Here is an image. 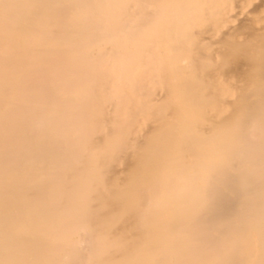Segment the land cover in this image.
Returning <instances> with one entry per match:
<instances>
[{
	"label": "bare ground",
	"instance_id": "obj_1",
	"mask_svg": "<svg viewBox=\"0 0 264 264\" xmlns=\"http://www.w3.org/2000/svg\"><path fill=\"white\" fill-rule=\"evenodd\" d=\"M184 1L186 3V0ZM203 2L205 3V1ZM45 4L46 0H0V264H264V26L261 29L256 28L264 19L256 16V14L259 15V10L251 13L239 28L230 33L227 32L226 36L223 35L225 38L221 40L222 42L225 39L223 41L225 44H234L232 47L226 45L227 48H235V52L243 54L245 62L247 60L245 64L247 69L241 71L244 84L238 85L242 93L239 97L236 95L238 98L233 103L235 111L233 115L230 114L232 118L225 120L221 127L217 121L218 124H216L219 126L213 132L212 138L209 135L212 130L209 133L206 132L209 137L201 139V147H199L201 155L198 154L199 157L195 158L188 168L186 167L188 170L185 169V171L188 172L186 171L185 175L178 174L173 177L175 174L169 172L173 178L162 176L163 178L157 180L160 177H156L152 188L148 182L150 188L145 191L143 189V192H139L140 194L138 193L136 198L133 220L127 222L126 225L123 224L124 227L122 226V231L117 233V236L114 233L113 236H110L112 232L110 233V230V234L107 232L108 217H102L103 220L99 219V209L93 210V205L89 202L90 199L86 197L88 195L83 194L91 191L88 190L90 188L84 187V183L86 184L87 181L84 179L85 176L81 175L82 172L80 174L77 170L74 172L76 168L72 165L73 162L75 165L74 159L66 158V160L64 159L66 155L61 159L52 157L50 161L46 158L53 150V153L57 151L53 147H59L61 143L71 144L70 147L68 146L69 150L67 149L69 154L76 153L77 148L73 147L76 141L88 143L93 128L86 126H97L94 120L95 117L101 118L103 115L99 109L101 104L99 101L97 102L98 99L94 96V90H91L90 86L88 87L92 92L88 90L83 94H72L71 83L75 82V79L80 75L82 80L94 82L104 81L111 76L124 75L129 67L132 72L131 68H134L132 64L136 65L133 63V58L125 60L122 54L119 57L115 55L113 58L103 53L101 51L103 47H100L101 45L106 47L111 45L110 49H120L121 42L129 39L126 37L127 35L129 37L132 31L125 33V30L119 28L117 31L105 30L104 26L93 21V24L96 23L95 25L100 26L98 31L91 28L84 29L82 32L84 38H81L82 41L78 45L76 39L78 15L49 13L45 11ZM179 4L181 3L179 2ZM188 4L187 6L190 5ZM213 5L210 7L212 8ZM208 7L205 9L207 12L210 10ZM240 7L243 6L240 5ZM82 9L85 10L86 7L83 6ZM97 9L100 7L97 6L95 10ZM170 9L172 10V8ZM203 9L200 10L204 11ZM230 9L232 10V8ZM233 9L235 8L233 7ZM180 10V7L176 9L178 15H180ZM177 12H175L176 15ZM184 12L182 13L184 14ZM199 12L196 11V14ZM229 12L225 17L222 16V12L221 16L226 20L232 19L233 13L229 14ZM208 13L213 15V12ZM176 15L174 16L173 13V17ZM197 17L199 18L200 15L197 14ZM206 17L200 18L203 19L204 25ZM218 22L221 23V20ZM207 23L210 24L208 21ZM133 33L135 35V32ZM134 35L132 37H135ZM242 36L247 37L243 39ZM139 38L134 39L137 42L140 41ZM154 38L152 40L156 41V36ZM195 39L197 40V38ZM177 40L182 39L177 38ZM179 42L181 41H177V43ZM214 45H216L215 42ZM157 47L159 49V46ZM158 49H155L153 53H156ZM172 49L173 47H171V51H168L172 52ZM126 50H128L127 46ZM165 50H163L164 53H166ZM92 51H96L97 55L96 53V56L91 55ZM194 51L197 56V50L194 49ZM170 52L168 53L170 54ZM231 53L234 54L233 51ZM173 55L175 54H172V58H175ZM191 55L193 54L191 53ZM196 56H191V58L195 60ZM78 57L81 59L80 63L76 62ZM170 58L168 57V59ZM183 58L185 59V57ZM110 59L113 64L110 63ZM186 59L183 65L186 63ZM164 60L166 61V58ZM137 61L135 62L137 63ZM170 61L172 62V59L169 60V63ZM159 62L157 61V65ZM154 63L152 64L154 65ZM169 63L167 64L170 66ZM146 64L141 62L133 70L138 68L139 72L143 65L146 67ZM242 64L244 63L242 62ZM157 65L155 64V66ZM190 65L192 66V64ZM191 66V69L194 68ZM187 69L189 67L185 71ZM129 70L128 72H130ZM190 73L192 72L190 71ZM230 73L233 74V72ZM183 75H185L184 72ZM183 75L180 76L183 77ZM197 76L201 77L199 74ZM191 79L193 80L194 77ZM193 82L196 81L193 80ZM94 85L98 89L101 88L97 84ZM195 86H197L196 83ZM202 90L204 89L202 88ZM101 100H103L102 97ZM115 100L118 109H123L120 105L122 102ZM128 102L131 105L130 101ZM209 103L211 104V101ZM230 103L228 102V104ZM226 106L224 109L227 108ZM191 111L193 112V110ZM181 114L183 113H179L178 117L184 124ZM212 114L210 115L212 116ZM217 115L219 116V114ZM196 117L193 116V118ZM212 121L215 122L213 119ZM212 123L210 124L214 126L215 123ZM216 124L215 126H217ZM191 126L192 124L189 128L182 126L186 129H184L186 133L182 132L184 135L188 134L186 138L192 141L196 129L192 130ZM156 129L158 130V128ZM169 129L165 130L169 131ZM202 132L205 133L203 130ZM173 133L176 132L173 131ZM197 133L195 132V134ZM149 135L151 136V134ZM106 144L108 145V142L104 145ZM197 144L199 143L197 142ZM193 148L196 149V147ZM78 152L77 154H79ZM74 157L75 155L72 158ZM97 158L99 157L97 156ZM65 161L67 162L65 163ZM179 171L181 172V170ZM59 173L66 174L68 178H63ZM93 173H90L91 176ZM99 173L102 175L101 172ZM52 174L57 181L54 182L50 178V182L55 184L48 183L50 188L46 190L47 180L49 176L53 177ZM129 174L131 173L129 172ZM85 178L87 180L90 177ZM96 178L95 176L93 180ZM63 179L68 180L65 182ZM130 179L134 178L130 177ZM58 181L62 183L61 186H58ZM70 182L74 188L69 186ZM64 184L70 188H66ZM141 186L142 188L147 187H143V184ZM81 187L87 190L82 192ZM122 189L123 187L118 190ZM90 190L97 193V190L92 188ZM98 191L97 194H101L100 190ZM118 197L116 200L121 198ZM114 200L113 198V203ZM124 200L122 199L119 203L123 204ZM116 203L119 204L118 201ZM105 219L107 223H105ZM125 235L130 237L126 239Z\"/></svg>",
	"mask_w": 264,
	"mask_h": 264
},
{
	"label": "rangeland",
	"instance_id": "obj_2",
	"mask_svg": "<svg viewBox=\"0 0 264 264\" xmlns=\"http://www.w3.org/2000/svg\"><path fill=\"white\" fill-rule=\"evenodd\" d=\"M183 1L184 0H182V1L179 0L178 2H177V0H171V1L170 0H110V2H109V0H52L51 2H49L48 0H46V4L44 5L45 11L49 12V13H62L64 15H69V16L76 15V14L78 15V17H77L78 22L76 24V29H77V31H76V37L77 38L76 39L78 41L77 42L78 45L82 41L81 38H84V37H82V35H83L82 32L86 28H91L96 32L98 31V28L100 26H104L105 30L106 29H108V30L113 29V30L117 31L120 29V30H125L126 31L125 33L132 31L129 34V37H128V35L126 37L129 39H127L125 42L123 40V43L121 42V46L119 47L120 49H113V48L110 49L111 45L110 46L107 45V47L101 45L100 47L101 48L103 47L101 51H103V53L109 55L110 57L111 56L113 57L115 55L117 57H119L120 54H122L125 57V60L126 59L130 60L133 58L132 59L133 63L136 64L135 66H138L139 63L141 64V62H142V64H145V63L148 64V65L147 64L145 65L146 67H143L144 66L143 65L142 69L139 72H138V70H139L138 68H137L138 70L137 69L133 70L135 68V66L132 64V66L134 67V68H131L132 72L129 70V68H130L129 67L128 70L130 72H128V70H126L124 75L111 76V77H108L104 81H94V82L84 81V80H82L83 78L80 77L81 75L78 76V78L75 79L76 81L71 83V90L73 92L72 94H83V93H85V91L94 90L93 94L95 97H97L96 98V99H98L97 102L99 101L101 104V105L99 104L100 105L99 109H101L103 115H101L102 116L101 118L95 117L94 122L97 126H86V127L93 128V130H92L93 132L91 131V135L88 138L89 141L87 140L89 144L86 142L81 143L80 141L79 142L76 141V143H75L76 146L73 144L74 145L73 147L77 148L76 151L74 150L76 153L75 154H73V153L69 154L70 152L68 151L69 150L68 146L70 147L71 144L70 145L65 144V142L63 141L64 143H61L60 144L61 146L56 147V148H55V146L53 147L55 150L57 149V151L54 152L55 154L53 153V151H54L53 150L51 153L52 155L48 154V158H46V159H49V161H50V159L52 157L61 159V157H64L66 155V157H64V159L69 158V159H74V161H75V165H74V162L72 163L74 168L76 167L74 169V172L78 171L79 174L82 172L81 173L82 176H85L87 178L90 177L88 179H92V180L88 181V179L86 180V178L84 177L85 181H87L86 184L84 183V187H87V189L92 188L93 190H95V188H97L96 189L97 193H99L98 190H100L101 194L98 195L97 193L93 192L90 189H88L89 192L91 191L90 193H88V192L85 193L84 191H86L87 189L85 190L84 187H81V190H83L82 192H84L83 193L84 195H86V194L88 195L86 197H88L90 199L89 202L92 203L93 210L94 209L97 210V208L99 209L98 210V211H100V213L98 212L99 219L100 218L102 219V217L103 218L108 217L107 218V219H109L108 223H107L106 219H105L106 221L105 220L104 221H105V223H107V232L109 233V230H110V233L112 232V234L109 233L110 236H113V233L116 234L115 236H117V233L119 234V232L122 231L123 224L126 225L129 223L130 220H133V217H134L133 215H135L134 209L136 206L137 196L141 192H143L142 191L143 189L145 191V189L148 190L150 187L152 188L154 181H156L155 179H157L156 177H158V178L160 177L159 179H157V180H160L161 178H163L162 176H165V177L171 176L172 174H170V173L175 174V175H173V177H175L178 174H182V175L186 174L185 172L188 170L187 169L188 166H190V164L192 163V161L195 160V158L199 157L198 154L201 155V153L199 151L200 150L199 147H201V139L205 138V137L207 139L209 137L207 133H209L210 130H212V132H210L209 135H210V138H212L211 136L213 135V132L215 131V129H218L217 127L219 125L221 127L222 123L224 125L225 120L232 118V116L230 114L233 115V113L235 111V108H234L235 105H233V103L236 101V99L242 93L239 90L238 85L241 86L244 84V82H242L243 76L241 75V71H243L244 69H247L245 66L247 60L245 62V56H243V54H241V53L235 52V50H234L235 48L230 49V47H232V45H234V44L230 43L231 45H229V43H226L227 45L230 46L229 48H227V45L225 44V42H223V41H225V39L222 42H221V40L223 38H225L224 36H226L225 34H227V32L230 33L231 31H234L237 28H239L243 24V22L246 21L245 19L249 18L251 13L253 14V12L256 10H259V11L261 10V12L258 11L259 15L256 14V16L257 17L259 16L260 18L264 19V0H247V1L243 0V2H241L242 0H212V1L211 0H186V3H185V1L184 2ZM202 1H205L206 4L204 2L202 3ZM238 1L240 2V4H238L239 3ZM179 2L181 4H179ZM200 2H201V4H200ZM213 3H214V5H213ZM187 4L190 7L187 6ZM210 4L213 5L212 8L210 7V6H212ZM178 5H180V6H178ZM201 5H203L200 8L201 10L206 6L203 9L205 11V13H204V11H201L200 9H198ZM240 5L243 7H240ZM83 6L86 7L85 10L82 9ZM97 6L100 7V9L95 10V8ZM175 6H176V8H175ZM177 6H178V8L180 7V9H181L179 11L180 12L179 14L181 16L178 15V12H177L178 10L176 11V9H178ZM169 7L172 8V10ZM207 7H208V9H210V10H208V12H213V15H211L210 13L207 12V10H205V9H207ZM233 7L235 9H233ZM185 8L188 10L185 11L184 10ZM230 8H232V10ZM183 10L186 12L187 15L185 14V12ZM230 10L232 11L231 13H233L231 15V17H232V19L233 18L234 19L232 20L229 18V19H227L228 20L227 21L224 17L226 14H228V12ZM196 11L197 12L200 11L199 13H197L198 15H200L199 18L197 17ZM224 11H226V12L224 13ZM175 12H177V15L175 14ZM182 12H184L185 16ZM173 13H174V16L176 15V17H173ZM221 13H222V16H224V17L221 16ZM231 13L229 12V14H231ZM217 15H218V17H217ZM236 15H237V17H236ZM178 16H180L179 19H178ZM201 17L202 18L206 17L205 25L203 23V19L202 20L200 19ZM228 17H230V16L228 15ZM198 19H200V20H198ZM259 19H258V21H259ZM219 20H221V23L218 22ZM93 21L96 23H100L101 25L97 26V25H95L96 23L93 24ZM106 21H107V24H106ZM207 21L210 22L209 25H208V23L206 24ZM260 21H261V19H260ZM200 23H202V24H200ZM225 23H226V25H225ZM90 24H91V26H90ZM121 24H122V26H121ZM259 25H260V27H259ZM259 25L256 26L257 29L263 28L262 26H264V20H263V22L261 21L259 23ZM162 30H164L166 32H164V31L162 32ZM133 32H135V35ZM132 33L135 37H132L133 36ZM165 33H167V34L165 35ZM95 34H97V33H95ZM153 34H154V36H156V41L152 40V39H155ZM130 35H132V36H130ZM138 35L140 36V38ZM96 36H98V35H96ZM160 36L162 37V39ZM166 36H168V37H166ZM136 37L139 38L140 41L136 42V40H135ZM215 37H217V38H215ZM242 37H243V39H245L247 36L246 37L242 36ZM94 38H96V37H94ZM174 38H175V40L173 41ZM177 38L182 39V40H177ZM195 38H197V40ZM203 38L205 40H201ZM216 39H219V40H216ZM166 41H168V42H166ZM169 41H171V42H169ZM177 41H181V42L177 43ZM200 41H202L201 44H199ZM214 42L216 43V45H214ZM132 43H134V44H132ZM160 43L162 44L161 46H160ZM186 43L188 44L187 46L185 45ZM122 44H124V45H122ZM130 45H131V48H130ZM133 45H134V47H133ZM126 46H127L128 50H126ZM157 46H159V49L161 47L162 50L161 49L159 50ZM162 46L167 51L168 50L171 51V47H173V49H175V51L176 50L177 51L175 52L172 49V52L168 51V52H170V54H169L165 50L166 53H164V51H163L164 49ZM193 47H195L194 49L197 50V54H198L197 56L195 55L196 51H194V49H192ZM215 48H218L219 50L215 49ZM152 49H154V50H152ZM155 49H158V50H156L157 51L156 53H153L155 51ZM119 50H120V52H119ZM179 50L182 52L180 53ZM214 50H216V51L218 50V51L216 52ZM220 50H222L221 53H223V54L220 53ZM232 51L234 52V54L231 53ZM211 52H213V53H211ZM95 53L97 55L96 51L95 52L92 51L91 55L96 56ZM171 53L175 54V55H173V57H175L176 60L173 61V59H175V58H172ZM191 53L193 55H191ZM140 54H141V56L143 55V57H141ZM178 54H181L182 57H181V55H178ZM170 56H171V58H170ZM186 56H187V59H186ZM188 56H190V57H188ZM191 56L192 57L196 56V58H195L196 61L193 58H191ZM137 57H138V59H139V57H141L139 59V61H137L138 59L136 60ZM168 57L170 59H168ZM183 57H185V59H186V63L184 65H183V63L185 62V59ZM134 58H135V60H134ZM165 58H166L167 62L164 60ZM182 58H183V61H182ZM171 59H172V62L170 61V63H169V60H171ZM189 59H190V62H188ZM240 59H243V60H240ZM80 60H81L80 57H78L76 62L77 61L79 62ZM140 60H142V61L140 62ZM178 60H179V62H178ZM204 60H205V62H204ZM110 61H111L110 63L113 62L111 59H110ZM135 61H137V63L138 62L139 63L137 64ZM157 61H160L158 63L159 65H157ZM215 61H217V62H215ZM242 62L244 64H242ZM152 63H154V65ZM167 63H169L170 66ZM187 63L189 65L192 64V66H194V68L191 69L190 68L191 65L190 66L186 65ZM197 63L199 66L197 65ZM212 63H215V64L213 65ZM155 64L157 66H155ZM111 65H110V67H111ZM185 65H186V67H184ZM249 65H250V63H249ZM187 66L189 67V69H187V71H189V72L185 71L186 68H188ZM213 66H215V67H213ZM156 67H158V68H156ZM180 67L181 68L183 67L182 68L183 70ZM140 68H141V66H140ZM240 68H243V69H240ZM177 69L178 70L180 69V70L178 71ZM219 69H220V71H219ZM190 71L192 73H190ZM146 72H148V73H146ZM183 72L185 75H183ZM197 72L199 75H201V77L197 76L198 75ZM230 72H233V74ZM139 73H140V75H139ZM219 73H221V74H219ZM180 75L181 76L183 75V77L186 76L187 78L186 77L183 78ZM203 76H204V79H203ZM192 77H194L193 80L196 82H193V80L191 79ZM219 77H220V79H219ZM173 78H177V79H173ZM240 78H242V79H240ZM78 79H80V80L78 81ZM218 79H219L220 83L217 82ZM235 81H240V82H238L239 83L238 84ZM192 82H193V84H192ZM195 83L197 84V86H195ZM94 84H97L98 87H101V88H99V89L96 88L97 86ZM99 85H101V86H99ZM192 85H193V87H192ZM88 86H90L92 89L90 90V88ZM198 87H200V88L202 87L204 90H202V88L200 89ZM237 90H239L240 92ZM96 92L99 96L96 94ZM232 93H234V95H232ZM101 97L103 100H101ZM211 97H212V99H211ZM206 98H207V100H206ZM115 99H117V102H119V101L122 102V104H120V103L119 104L122 105L123 109H118L119 107L116 106V100ZM128 101H130L131 105L129 104ZM210 101H211V104L209 103ZM112 102H114V103H112ZM228 102L229 103L231 102L232 104L231 103L228 104ZM223 103H224V105L222 106ZM123 104H125V105H123ZM212 105H214V106H212ZM229 105H230V107H229ZM124 106L126 107V109ZM225 106L227 107V108H225L227 110L224 109ZM187 107H189L190 109H188ZM187 110L189 113L186 112ZM191 110H193V112ZM117 112H119V113H117ZM123 112H125V113H123ZM208 112H209V114H208ZM179 113H183V114L185 113L184 115L183 114L180 115L182 117V120H184L183 121L184 124L180 120L181 118L178 117ZM210 114H212V116ZM217 114H219V116ZM200 115H201V117H200ZM193 116L194 117L197 116V117L193 118ZM225 116H228V117H225ZM216 117H217V119H216ZM221 117H222V119L223 118L224 119L223 120L220 119ZM212 119L215 122H213ZM206 121H208V122H206ZM217 121L219 122V125H217L218 124ZM212 122L215 124L217 123L216 124L217 126H215V124H214L215 127L213 125H211L210 123H212ZM190 124H192V126L190 127L192 130L196 129L195 130L196 133L198 131L197 134H195V132H194L195 136H193L194 138H192L193 142L191 140H189V138H186V137H188V134H185L186 136L184 135V133H186V131H184L185 128L182 127V126H187L189 128ZM193 125H195V126L193 127ZM209 126H211V127L209 130H207V128H209ZM65 127H67V126H65ZM155 127L158 128V130ZM160 127L163 129H161ZM165 127H167V128H165ZM180 127H181V129H180ZM176 128H177V130H176ZM201 128H203V129H201ZM165 129H167V130L169 129V131L171 133ZM150 130H151V132H150ZM202 130L205 133H203ZM160 131H162V132L159 133ZM173 131H175L176 133L174 134ZM182 131H184V133ZM149 134H151V136ZM181 134H183V135H181ZM205 134H207V135H205ZM167 135H170V136H167ZM170 138H173V139L176 138V139L173 140ZM106 139H108L106 141V142H108V145L107 144L104 145L106 143L105 142ZM199 140H200V142H199ZM111 141L113 142V144H111L112 143ZM158 142H159V144H158ZM197 142L200 145L197 144ZM151 143H152V145H151ZM109 144H110V146H109ZM89 145H90V147H89ZM174 145H176V146H174ZM65 146H66V148H65ZM86 147H88V148H86ZM105 147H107V148H105ZM193 147H196V149ZM111 148H113V149H111ZM197 150H198V152H197ZM65 151H66V154H65ZM190 151H191V153H189ZM58 152H60L61 154ZM77 152L79 154H77ZM80 153H82V154H80ZM108 153H109V155H108ZM150 153H152V154H150ZM167 153H168V156H167ZM105 154H106V156H104ZM133 154H135V155H133ZM69 155H72V156H69ZM73 155H75L76 158L75 157L72 158ZM162 155H164V156H162ZM186 155H188V156H186ZM97 156L99 158H97ZM103 156H104V158H103ZM135 156H137V157H135ZM88 159H90V160H88ZM188 159H190L191 161ZM94 161H95V163H94ZM66 162L67 161H65V163ZM69 165H71V164H69ZM88 165H89V167H88ZM95 165H96V167H95ZM139 165L141 166V169H140ZM160 165H162L164 167L162 168V166H160ZM158 167H159V169H158ZM182 168H183V170H182ZM185 169H187V170L185 171ZM158 170H160V171H158ZM179 170H181V172ZM99 172H101L102 175ZM129 172L131 174H129ZM133 172H134L135 176H134ZM164 172H165V174H164ZM176 172H177V174H176ZM90 173H93V175L91 176ZM162 174H164V175H162ZM54 175L56 176L57 174L55 173ZM54 175L52 174L53 177L49 176V179L47 177L49 182L47 180V183H46L47 185L45 186L46 190H48L50 188L48 183H54L55 182L56 177H54ZM65 175H61V176H63V178L64 177L68 178V176L66 175L67 176L66 177ZM95 176L97 178H96V180H93ZM130 177L131 178L133 177L134 179H130ZM173 177L171 176V178H173ZM50 178L53 179L54 182H52V181L50 182ZM58 179H60V178H58ZM63 180H65V179H63ZM67 180H65V182ZM59 181H58V183H59ZM97 181H98V183H97ZM90 182L93 185L89 184ZM148 182H149V184H151V186L149 185L150 187L148 186ZM61 184L62 183H59L58 186H61ZM70 184H71V182H70ZM88 184H89V186H86ZM99 184H100V186H99ZM142 184H143V187L144 186H147V187L142 188V186H141ZM52 185H51V187H52ZM72 185L73 184H71L69 186H72ZM137 185H138V187H137ZM65 186H66V188L69 187L68 185H65ZM116 186L117 187L119 186L120 189L123 187V189L118 190L119 188H117ZM120 186H122V187H120ZM134 186H136V187H134ZM93 187H95V188H93ZM113 187H115L116 189H112ZM72 188H74V186H72ZM102 188L103 189L105 188V189L103 190ZM109 189H111L112 191L114 190L115 193H114V191L113 192L111 190L109 191ZM116 192H118V193H116ZM110 193H111V196H110ZM112 194L115 196H113ZM117 195L120 196L121 198L123 196L122 199H125L124 202H122L123 204L119 203L122 199L120 197H118ZM100 196H102V197L99 198ZM116 197L120 198L121 200L120 199H119L120 201L118 199L116 200ZM88 198H86V199H88ZM96 198H99V199H96ZM103 198H104V200H103ZM113 198L115 199L114 203L116 205L113 203ZM131 198L133 201L131 200ZM86 199H85V201H86ZM117 201L119 204L116 203ZM86 202H88V200ZM113 208H116V209H113ZM115 210H117V211H115ZM120 215H121V217H120ZM114 219H116V220H114ZM119 221H120V223H119ZM110 226H112V227H110ZM125 237L127 239L130 236L128 237L127 235H125L124 238Z\"/></svg>",
	"mask_w": 264,
	"mask_h": 264
}]
</instances>
